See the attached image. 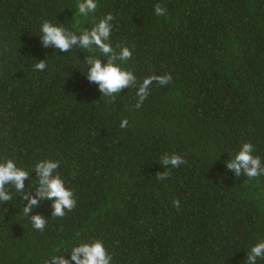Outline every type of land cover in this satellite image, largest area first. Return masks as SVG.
I'll use <instances>...</instances> for the list:
<instances>
[{"label":"trees","instance_id":"obj_1","mask_svg":"<svg viewBox=\"0 0 264 264\" xmlns=\"http://www.w3.org/2000/svg\"><path fill=\"white\" fill-rule=\"evenodd\" d=\"M79 2L0 0V162L27 169L25 190L34 195L35 163L57 160L77 200L63 218L38 200L29 215L47 219L41 232L9 186L0 264L69 259L73 246L93 239L104 241L113 264H246L264 240V176L237 177L226 163L246 142L264 163V0H96L86 16ZM157 3L165 15L155 14ZM107 13L109 42L132 51L123 67L138 81L172 76L154 82L139 109L135 88L113 104L87 80L83 61L98 49L41 44L45 20L78 33ZM42 59L47 67L36 70ZM165 153L186 163L158 180Z\"/></svg>","mask_w":264,"mask_h":264},{"label":"clouds","instance_id":"obj_2","mask_svg":"<svg viewBox=\"0 0 264 264\" xmlns=\"http://www.w3.org/2000/svg\"><path fill=\"white\" fill-rule=\"evenodd\" d=\"M78 12L86 16L94 12L97 8L96 0H81L78 3ZM154 12L157 16L166 14V9L157 3L154 6ZM113 16L107 13L93 27L83 28L79 32L68 30L62 23H52L45 20L41 25V44L45 47H53L61 52H70L73 46L86 49L89 52H100L99 56L86 55L83 61L86 64V75L89 82L95 83L103 97H107L108 102L114 104L118 94L122 89L135 88L136 104L139 109L145 99L150 94V88L154 82L160 86L168 85L172 82L170 73L163 75L152 74L138 81L136 75L122 65L132 56L129 47L117 45L119 51L113 48L109 42L112 33ZM100 57L106 59L102 63ZM47 67L46 59L39 60L35 64V69L43 71ZM129 121L124 118L120 121L119 127L126 129ZM254 146L250 142L242 143V146L236 152L233 158L228 160L226 168L234 171L235 176L241 174L248 179H256L264 176V163L261 157L254 155ZM186 163V160L180 154H167L161 156L160 165L163 171L156 173L158 180H166L171 175V168H177ZM60 163L54 159H43L35 163V193L29 194L25 190V180L29 179V171L17 165L14 159H7L0 162V202L8 203L13 200L14 193L9 190V186L19 194L21 200H26L23 206V214L30 216L33 206L37 205L38 200L46 199L51 202L52 216L63 218L66 212H71L76 206L77 200L74 195V189L66 187L64 180L57 171ZM32 185L29 184V188ZM172 206L179 209L180 201L172 199ZM32 226L37 231H43L47 224V219L40 214L30 216ZM69 253V259L61 254H54L45 260L44 264H113L112 256L101 239H93L87 242H81L73 246ZM264 259V240L255 243L247 254L246 264H257V260Z\"/></svg>","mask_w":264,"mask_h":264}]
</instances>
